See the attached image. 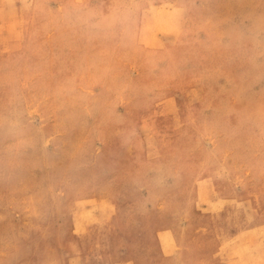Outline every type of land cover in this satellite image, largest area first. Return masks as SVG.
Instances as JSON below:
<instances>
[{"label":"rangeland","instance_id":"374dc122","mask_svg":"<svg viewBox=\"0 0 264 264\" xmlns=\"http://www.w3.org/2000/svg\"><path fill=\"white\" fill-rule=\"evenodd\" d=\"M0 264H264V0H0Z\"/></svg>","mask_w":264,"mask_h":264}]
</instances>
